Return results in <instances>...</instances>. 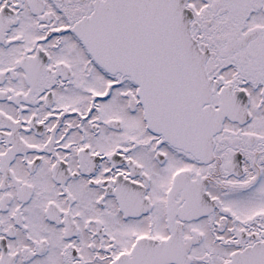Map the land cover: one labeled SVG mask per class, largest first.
Wrapping results in <instances>:
<instances>
[{
    "label": "snow or ice",
    "instance_id": "1",
    "mask_svg": "<svg viewBox=\"0 0 264 264\" xmlns=\"http://www.w3.org/2000/svg\"><path fill=\"white\" fill-rule=\"evenodd\" d=\"M0 264H264V0H0Z\"/></svg>",
    "mask_w": 264,
    "mask_h": 264
}]
</instances>
